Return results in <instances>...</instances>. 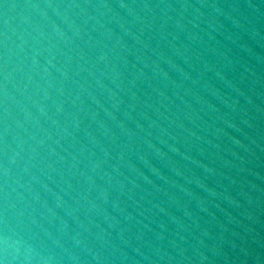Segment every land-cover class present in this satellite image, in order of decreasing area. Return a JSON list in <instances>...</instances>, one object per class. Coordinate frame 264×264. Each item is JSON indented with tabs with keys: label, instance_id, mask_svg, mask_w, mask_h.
Wrapping results in <instances>:
<instances>
[{
	"label": "water",
	"instance_id": "obj_1",
	"mask_svg": "<svg viewBox=\"0 0 264 264\" xmlns=\"http://www.w3.org/2000/svg\"><path fill=\"white\" fill-rule=\"evenodd\" d=\"M0 264H264V0H0Z\"/></svg>",
	"mask_w": 264,
	"mask_h": 264
}]
</instances>
